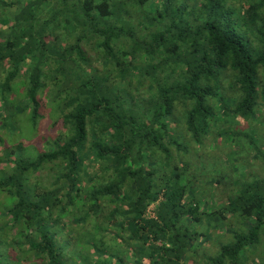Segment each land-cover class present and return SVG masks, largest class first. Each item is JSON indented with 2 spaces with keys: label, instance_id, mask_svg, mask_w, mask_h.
<instances>
[{
  "label": "trees",
  "instance_id": "16d2710c",
  "mask_svg": "<svg viewBox=\"0 0 264 264\" xmlns=\"http://www.w3.org/2000/svg\"><path fill=\"white\" fill-rule=\"evenodd\" d=\"M263 115L264 0H0V264H264Z\"/></svg>",
  "mask_w": 264,
  "mask_h": 264
},
{
  "label": "rangeland",
  "instance_id": "374dc122",
  "mask_svg": "<svg viewBox=\"0 0 264 264\" xmlns=\"http://www.w3.org/2000/svg\"><path fill=\"white\" fill-rule=\"evenodd\" d=\"M263 118H264V115H263ZM227 143L228 144H231V146H225V147H223L222 149H221V151L222 152H224V153H226V154H229V155H231V153L232 152H234V153H236V152H238V153H240L239 155H238V159L241 157V156H245V155H248V154H252L253 153V150H251L250 148H249V150H247L246 149V147H244V145H245V143H246V140L245 139H243V138H240V139H238L237 141H235V143H230L229 141H227ZM212 144H214L212 141H209L208 142V146L209 147H207V149H209L210 148V146L212 145ZM200 150L201 149H199V148H197L196 149V151H197V153H199L200 152ZM213 150H215V149H213ZM228 156V155H227ZM237 157V156H236ZM207 166H209V164L207 163V161L206 160H201L200 161V164L198 165V169L200 170V173H199V175H200V178L201 179H206V178H209V177H206V176H204L205 175V173L206 174H210V173H213L211 176H210V178L211 177H213L214 176V173L216 172V171H214L216 168L218 169H220V165H215L213 168H212V166H209V167H207ZM206 167H207V169H206ZM251 170H253V171H251ZM261 171V169H260V167H259V164H257V165H254V168L252 167V168H250V173L248 174V176H250L252 173H259ZM245 175L247 176V173L245 172ZM207 180V179H206ZM203 191V193L204 194H206L204 191H206L207 192V190H202ZM220 191H221V189H219V195H220ZM85 228H86V232H88V233H93L94 232V227H93V224L92 223H90V222H88L87 224H86V226H85ZM85 232V233H86ZM110 239V237L108 238V240ZM111 240V239H110ZM115 243V242H114ZM209 252L208 253H213V251L215 252V249H216V242H214V243H212L211 245H209ZM112 249H114V248H112ZM113 251H111V250H109L108 251V253H112Z\"/></svg>",
  "mask_w": 264,
  "mask_h": 264
}]
</instances>
